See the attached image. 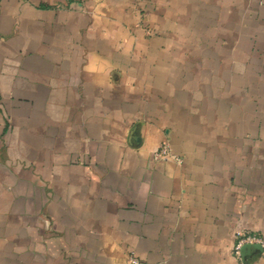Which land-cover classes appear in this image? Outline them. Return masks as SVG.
Returning a JSON list of instances; mask_svg holds the SVG:
<instances>
[{
    "label": "crops",
    "instance_id": "0c3cea01",
    "mask_svg": "<svg viewBox=\"0 0 264 264\" xmlns=\"http://www.w3.org/2000/svg\"><path fill=\"white\" fill-rule=\"evenodd\" d=\"M238 230L264 237V0H0V264H239Z\"/></svg>",
    "mask_w": 264,
    "mask_h": 264
},
{
    "label": "built area",
    "instance_id": "2783aa9c",
    "mask_svg": "<svg viewBox=\"0 0 264 264\" xmlns=\"http://www.w3.org/2000/svg\"><path fill=\"white\" fill-rule=\"evenodd\" d=\"M154 159H166L174 158L180 160L178 156L171 152L168 143H163L156 151L153 153ZM246 245H257L259 247L258 258L260 260L264 258V237L255 231L248 230H238L235 233V243L233 246V255L236 257L239 264H257L258 261H253L247 263L242 255V248ZM133 263H137V259L134 257L131 259Z\"/></svg>",
    "mask_w": 264,
    "mask_h": 264
},
{
    "label": "water",
    "instance_id": "95a60500",
    "mask_svg": "<svg viewBox=\"0 0 264 264\" xmlns=\"http://www.w3.org/2000/svg\"><path fill=\"white\" fill-rule=\"evenodd\" d=\"M255 247L257 248V245H246L242 248V255H246L247 253L254 251ZM259 249V247H258Z\"/></svg>",
    "mask_w": 264,
    "mask_h": 264
}]
</instances>
